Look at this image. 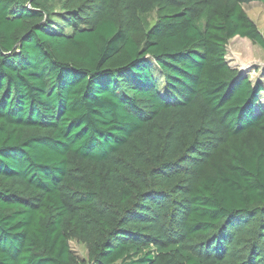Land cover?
<instances>
[{
	"label": "trees",
	"instance_id": "1",
	"mask_svg": "<svg viewBox=\"0 0 264 264\" xmlns=\"http://www.w3.org/2000/svg\"><path fill=\"white\" fill-rule=\"evenodd\" d=\"M251 2L0 0V264H264Z\"/></svg>",
	"mask_w": 264,
	"mask_h": 264
},
{
	"label": "rangeland",
	"instance_id": "2",
	"mask_svg": "<svg viewBox=\"0 0 264 264\" xmlns=\"http://www.w3.org/2000/svg\"><path fill=\"white\" fill-rule=\"evenodd\" d=\"M243 9L264 36V5L251 2L244 4ZM59 11L56 8L55 12ZM226 59L231 67L236 68L239 74L248 76L252 82L261 79L264 71V50L248 39L238 36L232 38L227 46ZM70 246L79 258L86 260V249L83 244L71 240Z\"/></svg>",
	"mask_w": 264,
	"mask_h": 264
}]
</instances>
